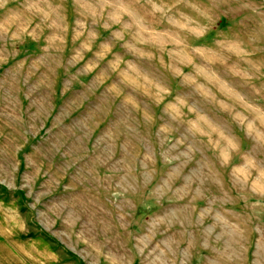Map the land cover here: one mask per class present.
<instances>
[{"label": "rangeland", "instance_id": "obj_1", "mask_svg": "<svg viewBox=\"0 0 264 264\" xmlns=\"http://www.w3.org/2000/svg\"><path fill=\"white\" fill-rule=\"evenodd\" d=\"M263 173L264 0H0L4 263L264 264Z\"/></svg>", "mask_w": 264, "mask_h": 264}, {"label": "crops", "instance_id": "obj_2", "mask_svg": "<svg viewBox=\"0 0 264 264\" xmlns=\"http://www.w3.org/2000/svg\"><path fill=\"white\" fill-rule=\"evenodd\" d=\"M232 130H233L232 134L239 140L237 148L241 149V151H242L241 153H238V157H240V156L243 155V152L245 150H249L251 148V143L246 140V138H245V136H244V134L242 132L241 133H235V129L233 128ZM217 159L219 160L218 156H217ZM226 163H227V161H226ZM223 165H224L223 162H221V165H216V167L220 168ZM229 166L233 167V165H229ZM235 169H234V171H235ZM259 174H260V177H261V171L260 170H259ZM263 180H264V173H263ZM176 213H178V212L176 211ZM189 220H190L189 224H191V220H194L193 216H192L191 219L189 218ZM15 224H16V221H14L12 219L11 220L10 219L9 220L3 219L2 218V213L0 211V226L1 225H11V226L13 225V227H14ZM222 225H223V223H222ZM226 225H229V223H226ZM247 225H249V224H247ZM5 235H6V233H5ZM1 245H3V243ZM1 250L5 252L4 248L1 246V249H0V264H6V263H4L5 261H3L2 258H1V256L3 255V252ZM44 250L45 251H49V249H47V248H45ZM41 256H43V255H41ZM46 260L50 264H68V263L62 262L58 258H56L55 254L52 251L50 253H46Z\"/></svg>", "mask_w": 264, "mask_h": 264}]
</instances>
